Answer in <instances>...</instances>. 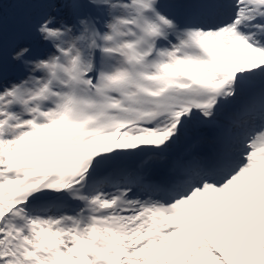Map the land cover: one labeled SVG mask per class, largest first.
I'll return each mask as SVG.
<instances>
[{
  "label": "snow or ice",
  "instance_id": "1",
  "mask_svg": "<svg viewBox=\"0 0 264 264\" xmlns=\"http://www.w3.org/2000/svg\"><path fill=\"white\" fill-rule=\"evenodd\" d=\"M0 264H264V0H0Z\"/></svg>",
  "mask_w": 264,
  "mask_h": 264
},
{
  "label": "trees",
  "instance_id": "2",
  "mask_svg": "<svg viewBox=\"0 0 264 264\" xmlns=\"http://www.w3.org/2000/svg\"><path fill=\"white\" fill-rule=\"evenodd\" d=\"M22 9L14 8L11 4L7 5V13L9 16V24L11 25L14 21V18L22 12Z\"/></svg>",
  "mask_w": 264,
  "mask_h": 264
}]
</instances>
